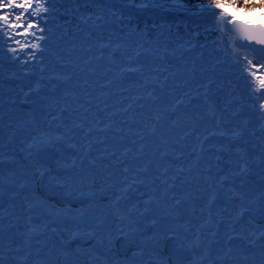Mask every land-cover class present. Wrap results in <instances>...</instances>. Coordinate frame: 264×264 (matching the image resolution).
<instances>
[{"label": "bare ground", "instance_id": "obj_1", "mask_svg": "<svg viewBox=\"0 0 264 264\" xmlns=\"http://www.w3.org/2000/svg\"><path fill=\"white\" fill-rule=\"evenodd\" d=\"M93 2L100 4L99 0ZM101 5L93 6L96 12H88L73 28L67 23L56 25L34 38L31 31L26 35L0 21V261L264 264V237H260L264 231V164L260 163L264 120L260 117L264 112L259 109L264 99L253 94L258 78H264V64H249L245 60V56L251 60L248 54L234 51L223 37L216 43L202 40L189 44L179 31L186 17L183 11L174 13L178 21L171 26L167 19L171 9L132 3L133 12L155 16L151 21L155 28L161 24L149 37L146 31H137L130 15L113 17L115 10L106 2ZM223 12L229 18L262 21L251 14ZM99 15H103L102 20L97 19ZM219 16L216 20L220 23ZM4 41L15 44L14 49L6 48ZM109 41L111 48L101 49ZM36 44L41 48H35ZM137 44L143 45V59L129 65L126 57ZM117 45L122 47L113 64L110 54ZM164 51L174 57L172 64L160 58ZM142 64L145 67L135 72L134 82L121 80L120 68ZM157 68L159 73L153 71ZM249 70L254 73L249 74ZM157 75L159 82L153 79L145 86L146 78ZM186 79L192 88L191 100L185 97L179 111H174L170 93L176 84L186 91ZM209 81L205 100V89H196ZM153 84L160 97L156 102L147 98ZM30 90L43 100V112L36 117L19 105L28 100ZM212 94L218 98L212 99ZM141 96L144 98L139 99ZM212 113L223 121L219 128L214 127ZM241 129V137L230 139L233 131ZM213 132L215 135H210ZM222 132L228 135H220ZM197 135L201 140L208 136L203 153ZM33 137L52 139V143L40 146L49 144L56 150L55 174L49 166L33 160L36 147L29 156ZM162 138L167 144L161 143ZM88 141L91 147L86 151ZM230 141L235 142L232 147ZM222 146L225 150L218 152ZM238 148L246 150L252 160L246 176L233 175L238 170ZM33 163L45 170L42 179L37 175L33 181ZM125 168L128 173H124ZM209 175L214 181L224 176L227 180L213 189L207 182ZM134 176L140 182L122 192ZM25 180L28 187L21 188ZM39 180L42 186L55 184L57 193L69 197L76 206L43 199L38 193ZM230 188L244 199L233 197ZM117 200L124 219L113 212ZM253 231L255 237L250 235ZM165 238H170L171 255L163 253Z\"/></svg>", "mask_w": 264, "mask_h": 264}, {"label": "snow or ice", "instance_id": "obj_2", "mask_svg": "<svg viewBox=\"0 0 264 264\" xmlns=\"http://www.w3.org/2000/svg\"><path fill=\"white\" fill-rule=\"evenodd\" d=\"M210 7H215L216 9H223L225 7V5L223 3L220 2V0H213V4L210 5ZM22 9L23 12L16 14L14 17V20L16 23H10V17H11V13H5L3 16H0V21L3 22V24L7 27H12V28H23L24 34H28L30 29H34L35 31H33L31 34L33 36H35L36 31H42L43 29L40 28L39 26V21H37L36 23L32 22L31 17H38L39 14L44 11H48V9L45 7L44 3L41 2V0H35V4H33V0H0V9ZM29 9H33L30 13H28L29 15V19L25 20L24 23H19L20 21L24 20V13L28 12ZM103 11V6L101 5V12ZM113 16H116L117 13L113 12L112 13ZM227 14L224 12H221L219 19L221 21H224V18ZM98 20H102L103 19V15H99L97 16ZM26 25V26H25ZM222 31H227L229 33V38H228V43L233 44V50H236L237 47H242V48H247L252 54L254 58L257 57H262L264 56V32H262L259 36H255V35H247V34H242V35H231V31L232 30H225V29H221ZM6 34V33H5ZM38 40H42L43 37H36ZM244 39L247 41H250V43L245 44V45H237L236 41L238 39ZM254 42V43H252ZM254 45H260L259 48H256ZM35 48L40 49L41 45L40 44H36L34 45ZM101 49L108 47L111 48V42L109 41V43L107 45L102 44ZM122 47L121 45H117L116 46V51H113L110 54V59L111 62L113 64L117 63V60L115 59L116 56V52L119 50V48ZM143 48L142 44H137L136 47L133 49V52L129 55H127V60L129 65H131L132 63H138L139 62V57L141 56L142 52L141 49ZM166 55V53H165ZM161 59H163L164 57H160ZM245 60L250 64L251 60H248V57L245 56ZM145 67V65H141L138 68H133L131 66H129L127 69L125 68H120L121 72L124 71H128V72H141L143 70V68ZM153 71L159 73L161 71V69H153ZM163 71H167V69H163ZM193 75H195V68L192 69ZM255 75V74H253ZM58 79H61V77H57ZM62 79H69L68 77H63ZM155 80L157 82H159V75H157L154 78H146L144 81L145 86H147L149 83L152 82V80ZM168 78L165 77V81ZM111 83V81L109 82ZM211 85V81H209L208 84H200L199 87L196 89V91H199V89L203 88L205 89V92L203 93L205 100H207V89L210 87ZM37 87H39V85H37ZM103 87V85L101 86ZM161 88L165 87V84L161 83L160 84ZM183 88H187L186 91H182V86L179 84H176L173 87L172 92L170 93V95L173 96V99L170 101V108L174 111H179V107L181 105H183L185 103V97L189 98V102L191 100V93H192V88L189 87V81L186 79L183 82ZM256 90H264V78H258V88ZM182 91V95H177L178 92ZM74 95V93L72 94ZM139 99H143L144 97H138ZM147 98L151 101V102H156L160 99V97H158L155 94V89H153L152 91L147 92ZM257 99H264V91H261V96L257 97ZM107 107V105H106ZM129 107H131V105H129ZM253 111L256 110V105L253 104L252 106ZM259 109L264 112V104H260L259 105ZM124 111H127V109H124ZM213 117H214V127L219 128L221 126V124L223 123V121L220 120H216L215 119V114L212 113ZM53 119H56V117H53ZM160 117L159 115H157L155 117V120H159ZM261 120H264V115H262L260 117ZM97 124L100 123L99 120L96 121ZM247 121L244 122L245 127L247 126ZM147 127V125H145ZM76 127H82V125L77 124ZM110 127V125H109ZM194 127V126H193ZM237 127H239V125H237ZM153 133L156 131V127L155 125L152 128ZM262 131H264V125H262ZM210 135H215V133H210ZM220 135H228V133L226 132H222L220 133ZM243 135V129H241L240 132H236L233 131L231 134L230 139L232 138H236V137H241ZM253 135H255V133H253ZM143 138V136L141 135V139ZM57 139H59V137H57ZM208 136H204L203 140H201L200 136L197 135V141L199 144V151L200 153H203L205 151L204 146H203V141L207 140ZM43 143H52V139L48 138L46 140H42L40 139V137H33V143L28 145V149H29V156H31V149L33 147L39 148L41 144ZM133 143H135V141H133ZM161 143L163 144H167V141L164 140L162 138ZM91 147V141H88V143L85 145V150L87 151L88 149H90ZM225 149L223 148V146L219 149H217L218 152L220 151H224ZM229 151H231V149H228ZM126 151H131V149H127ZM193 153H195L197 151V149L194 147L192 149ZM236 155V163H237V168L238 170L236 172L233 173V175L236 176H246L249 172L250 166L252 164V160L247 156L246 154V150H242V149H236L235 152ZM217 159H219V157H217ZM260 163L264 164V148L261 149V156H260ZM32 167L35 169V171L32 173V179L33 181H35V178L37 175H39L41 177V179L44 177L45 175V170L42 169L41 167H37L35 163L32 164ZM191 170V169H189ZM211 170V165L208 166V171L210 172ZM124 173H128L129 169L125 168ZM179 171H183V169H180ZM164 172H167V169H164ZM125 179L127 180V176H125ZM156 179H159V177H156ZM227 180V177H220L219 179L214 181V178L209 175L207 177V182H209V187H212L213 189H215L216 185L219 186H223L224 182ZM140 182L138 180L137 177H133L132 182L130 184L127 185L126 188L121 189L122 192H127L129 189H131V187ZM38 183V182H37ZM165 184H167V181H164ZM21 188H26L28 187V181L25 180L24 183H22L20 185ZM241 187H243V184H241ZM229 192L232 193L233 197H238L241 201L244 199V197L242 195H240L238 192H236L235 188H230ZM212 199H215V192H213V196ZM146 204L149 202H145ZM177 205L180 203L179 200H176L175 202ZM145 211H147V208H145ZM113 212L116 215H120L121 219H124V217L121 215V210L119 208V200H117L114 205H113ZM244 215L243 212L240 213V217L242 218ZM209 216L211 217V213H209ZM30 219V218H29ZM153 224H155V221H153ZM33 229H30L29 231H32ZM235 229H233L234 231ZM251 236L255 237L256 236V232L253 231L250 233ZM260 237H264V231L260 232ZM197 243H199V237H197ZM264 255V254H262ZM0 264H3L2 261H0Z\"/></svg>", "mask_w": 264, "mask_h": 264}, {"label": "rangeland", "instance_id": "obj_3", "mask_svg": "<svg viewBox=\"0 0 264 264\" xmlns=\"http://www.w3.org/2000/svg\"><path fill=\"white\" fill-rule=\"evenodd\" d=\"M100 4L96 5L93 0H41L44 3L45 7L48 11H42L38 17H31L32 22L36 23L39 21V26L42 28V31H36V34L45 35L56 25H71V28L75 27V24L81 17L88 15V12L95 11L92 9L94 6H100L102 3L106 2L108 8H112L115 10L114 12L121 17H126L127 15L131 16V22H135V27L139 33H143L146 31L149 37L154 36L158 30L161 28V24L157 23V27L155 28L151 25V21H155V16L149 14L145 11L143 13L132 11L130 7L132 3L139 5H148L151 7H162L169 8L172 10V13L167 15V19L170 21L171 26H176L177 18L175 17L176 12H185L186 17L184 19V23H181L179 31L183 35V39L187 40L190 44L191 42H200L202 40H207L212 43H216L220 38H222V33L219 29V22L216 20V16L220 15L223 11L234 12V13H242V14H251L253 17L264 21V5L260 6V8L256 10L248 9L249 11H245V9L235 7L236 0H220L227 2V5L223 9H216L215 7H210L211 3L206 2H191L188 3L185 0H99ZM22 2V0H21ZM33 4H35V0H33ZM243 7V6H242ZM33 9H29L28 12L24 13V20L19 23H24L25 20L29 19L28 13H30ZM23 12L22 9H0V16H3L5 13H11L10 22L16 23L14 17L16 14ZM96 12V11H95ZM144 15V16H143ZM138 16L136 20L135 17ZM142 16V17H140ZM115 17V16H113ZM148 17V20L143 18ZM156 21L159 20V17H156ZM182 21V20H180ZM26 26V25H25ZM187 28L184 29V28ZM172 28V27H171ZM23 31V28H17ZM29 31L33 32L34 29H30ZM187 31V32H185ZM13 32V31H12ZM27 35V34H26ZM31 37L34 36L30 33ZM71 36V33H68ZM225 39V38H224ZM227 39V38H226ZM3 45L6 48L11 47L13 45L10 41H4ZM10 48V49H11ZM249 74L254 73L253 70L248 71Z\"/></svg>", "mask_w": 264, "mask_h": 264}, {"label": "water", "instance_id": "obj_4", "mask_svg": "<svg viewBox=\"0 0 264 264\" xmlns=\"http://www.w3.org/2000/svg\"><path fill=\"white\" fill-rule=\"evenodd\" d=\"M220 29L232 30L231 35L247 34V35L259 36L262 32H264V21L263 22L262 21L250 22V21L244 20L239 17L229 18L228 16H226L224 21L220 22ZM222 32L227 38H229V33L227 31H222ZM248 43H250V41L244 40L242 38L236 41L237 45H245ZM230 45H231V48L233 49V44L230 43ZM254 46L256 48L260 47V45H254ZM234 51H236L239 54H246V55L248 54L249 58L251 59V62L254 65L264 64V56L254 58L253 54L247 48L237 47L236 50ZM87 52L93 53V50L87 49ZM116 55H117V52H116ZM162 57H164L163 58L164 63L168 65L172 64V62L174 61V57L169 55V53L166 51L162 53ZM142 59L143 57L140 56L139 61L141 62ZM136 77L137 76L135 72L124 71L121 75V80L128 81V82H134L136 80ZM152 88L156 89L157 86L153 84ZM253 94L256 96H261V90H254ZM210 96L214 100L218 98L215 94H212ZM42 104H43V100L38 97V94L34 90H30L28 93V100L22 101L19 105L23 109L27 110L32 116L36 117L40 112L41 113L43 112ZM60 113L64 114L65 110L62 109ZM171 117H174L173 113H171ZM234 144H235L234 141H230L229 143L231 147ZM56 157H57L56 150L54 149L53 146L49 144H45V145L40 146L39 148H35L33 151V160L37 164L49 166L51 168L52 174L56 173V171L53 169V164H54ZM37 185H38L37 186L38 193L43 199L52 200L57 203L67 204L72 208L76 206L75 202L71 200L69 197L63 194L57 193L56 191L57 186L55 184H47V185L42 186L41 181L39 180ZM162 250H163V253L166 255L172 254L170 238H165L163 242ZM147 264H156V263L148 261Z\"/></svg>", "mask_w": 264, "mask_h": 264}, {"label": "trees", "instance_id": "obj_5", "mask_svg": "<svg viewBox=\"0 0 264 264\" xmlns=\"http://www.w3.org/2000/svg\"><path fill=\"white\" fill-rule=\"evenodd\" d=\"M188 3L191 2H206V3H211L213 0H185ZM224 5H227V2H222ZM264 5V0H236L235 7L245 9V11H249L248 9L251 10H256L260 8V6ZM243 6V7H242Z\"/></svg>", "mask_w": 264, "mask_h": 264}]
</instances>
